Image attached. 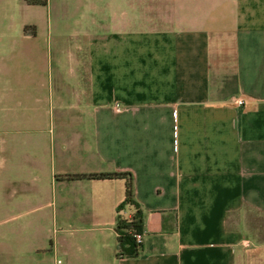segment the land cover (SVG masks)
Masks as SVG:
<instances>
[{"label": "crops", "instance_id": "obj_1", "mask_svg": "<svg viewBox=\"0 0 264 264\" xmlns=\"http://www.w3.org/2000/svg\"><path fill=\"white\" fill-rule=\"evenodd\" d=\"M112 2L110 16L85 15L79 53L63 57L70 133L53 160L70 169L52 178L80 198L53 218L55 264H264L247 231L264 216V0ZM113 171L133 174L138 256L117 255L118 215L135 212L117 209L125 180L69 177Z\"/></svg>", "mask_w": 264, "mask_h": 264}, {"label": "rangeland", "instance_id": "obj_2", "mask_svg": "<svg viewBox=\"0 0 264 264\" xmlns=\"http://www.w3.org/2000/svg\"><path fill=\"white\" fill-rule=\"evenodd\" d=\"M102 1L48 0L43 5L0 0V264H55L62 259L54 257L55 238L49 230L61 206H74L80 195L60 189V180L55 185L52 178L53 172L70 169L53 160L70 133L56 95L64 86L62 77L70 74L64 55L68 49L79 53L76 45L91 27L85 15L112 14V0ZM142 11L138 8V18ZM96 21L99 28H109V20ZM32 148L42 156L37 165L27 157ZM249 220L248 235L264 243V216L251 213Z\"/></svg>", "mask_w": 264, "mask_h": 264}, {"label": "trees", "instance_id": "obj_3", "mask_svg": "<svg viewBox=\"0 0 264 264\" xmlns=\"http://www.w3.org/2000/svg\"><path fill=\"white\" fill-rule=\"evenodd\" d=\"M32 4L46 5L48 0H26ZM70 179H124L126 183L125 198L118 206V212L130 205L135 208V212L130 218H125L118 215L116 231L118 240L119 257H133L138 256L141 251V244L137 242L134 234L136 232H143L145 228L144 213L140 204L134 195V178L131 172L127 171H113L101 173H77L70 174Z\"/></svg>", "mask_w": 264, "mask_h": 264}, {"label": "built area", "instance_id": "obj_4", "mask_svg": "<svg viewBox=\"0 0 264 264\" xmlns=\"http://www.w3.org/2000/svg\"><path fill=\"white\" fill-rule=\"evenodd\" d=\"M233 103L236 104V105L241 106V105L245 104V100L240 98V97H234L233 98ZM134 236H135V238H136L138 243L141 244L143 242V232H136L134 234Z\"/></svg>", "mask_w": 264, "mask_h": 264}]
</instances>
